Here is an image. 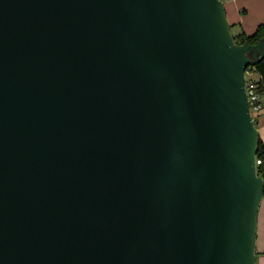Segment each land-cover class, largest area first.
Masks as SVG:
<instances>
[{"label": "water", "instance_id": "1", "mask_svg": "<svg viewBox=\"0 0 264 264\" xmlns=\"http://www.w3.org/2000/svg\"><path fill=\"white\" fill-rule=\"evenodd\" d=\"M263 58L223 0H0V264H257Z\"/></svg>", "mask_w": 264, "mask_h": 264}, {"label": "crops", "instance_id": "2", "mask_svg": "<svg viewBox=\"0 0 264 264\" xmlns=\"http://www.w3.org/2000/svg\"><path fill=\"white\" fill-rule=\"evenodd\" d=\"M223 2L233 35L241 32L253 35L261 25H264V0H223ZM254 72L256 77L253 79L259 80L260 74L256 70ZM261 101L262 111L257 117L256 126L264 142V94H261ZM257 264H264V199L258 216Z\"/></svg>", "mask_w": 264, "mask_h": 264}, {"label": "trees", "instance_id": "3", "mask_svg": "<svg viewBox=\"0 0 264 264\" xmlns=\"http://www.w3.org/2000/svg\"><path fill=\"white\" fill-rule=\"evenodd\" d=\"M264 36V25H261L257 32L253 35H247L245 32L234 35L235 41L238 45L249 43L250 45L258 44ZM261 78L256 80L258 90L261 94H264V58L254 67ZM257 160L261 161V164H257V173L264 180V142L260 137L259 149L257 153Z\"/></svg>", "mask_w": 264, "mask_h": 264}, {"label": "built area", "instance_id": "4", "mask_svg": "<svg viewBox=\"0 0 264 264\" xmlns=\"http://www.w3.org/2000/svg\"><path fill=\"white\" fill-rule=\"evenodd\" d=\"M254 67L248 68L245 74L246 78V91L248 96V103L250 107L251 115L254 119V117H258L260 112L262 111V101H261V93L258 90V86L256 83V80L253 78H248V74L251 70H253ZM257 164H261L260 160H257Z\"/></svg>", "mask_w": 264, "mask_h": 264}, {"label": "rangeland", "instance_id": "5", "mask_svg": "<svg viewBox=\"0 0 264 264\" xmlns=\"http://www.w3.org/2000/svg\"><path fill=\"white\" fill-rule=\"evenodd\" d=\"M255 77H256V74H255L254 70H251L250 73L248 74V78L250 79V78H255ZM254 120L255 121L257 120L256 116L254 117Z\"/></svg>", "mask_w": 264, "mask_h": 264}]
</instances>
